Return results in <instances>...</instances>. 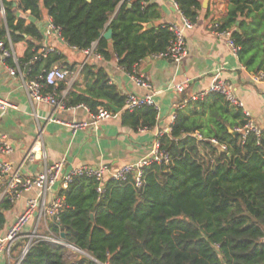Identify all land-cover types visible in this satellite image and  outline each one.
I'll list each match as a JSON object with an SVG mask.
<instances>
[{"label":"trees","instance_id":"trees-1","mask_svg":"<svg viewBox=\"0 0 264 264\" xmlns=\"http://www.w3.org/2000/svg\"><path fill=\"white\" fill-rule=\"evenodd\" d=\"M1 2L3 47L26 45L16 62L11 56L3 59L27 80L54 66L75 70L74 62H62L61 53H37L43 36L35 22L44 17L59 28L69 47L84 51L95 43V54L106 60L115 55L128 73L142 59L164 51L171 38L166 26L142 30L158 13L148 0ZM174 3L183 16L196 21L201 0ZM260 3L209 0L206 8L210 29L229 32L240 61L255 73L264 72V26L252 18ZM19 14L34 21L26 23ZM107 29L110 42L101 36ZM82 74L85 90L73 85L62 96L67 86L63 80L56 87L42 81V92H54L66 107L83 104L92 113L100 106L114 113V106L121 110L123 123L134 128L153 125L156 110L123 109L125 95L108 82L101 67L86 63ZM178 101L185 105L175 109L169 132L159 137L169 162L143 167L140 186L128 175L124 181L107 179L98 192L93 178H73L57 191L62 205L49 229L59 236L63 232V241L80 252L71 257L65 245L36 240L19 264H264V129L259 134L238 132L247 122L242 109L218 93ZM11 205L7 199L0 201V228Z\"/></svg>","mask_w":264,"mask_h":264},{"label":"crops","instance_id":"crops-1","mask_svg":"<svg viewBox=\"0 0 264 264\" xmlns=\"http://www.w3.org/2000/svg\"><path fill=\"white\" fill-rule=\"evenodd\" d=\"M148 1L157 5L158 13L142 24V30L179 21V12L174 0ZM260 2L259 7L253 9L252 18L260 21L264 26V0ZM208 5L209 0H201V9L198 11L196 21L191 28L186 29V54L180 61L175 62L167 57L152 55L135 65L133 69L135 75L146 76L151 84V90L137 86L128 72L118 65L115 55L106 60L95 54V43L89 49L90 52L86 54L84 51L69 47L55 30L50 29L47 26L49 17L36 21L35 24L43 36L39 41L37 53H40L42 48L51 46L53 51L64 56L62 62L75 63V70L70 72L65 79L67 86L62 91V96L67 94L73 85L80 90L86 89L82 66L87 63L101 67L108 82L115 85L122 95L134 93L142 96L153 93L157 109L152 107L156 110V116L153 125L134 128L123 123L122 113L119 110L111 117L89 125L85 130L73 133L67 127L47 120V118L52 117L68 122L90 121L91 112L81 104L66 109H55L45 102L31 101L24 88L21 75L19 73L10 74L8 65L0 56V96L16 105V109H9L0 114V135H3L12 147V151L4 156V159L14 166L20 165L25 153L34 144L38 133L37 126L40 124L41 142L34 145L35 160L26 162L22 166L24 176H31L42 170L46 164L59 160H64L65 171L79 164H105L114 168L136 162L148 152L157 134L162 135L169 132L172 115L176 106L181 103L178 100L182 98L188 100L191 96L203 92L216 74L232 85L235 95L243 104L242 108L250 113L255 126L263 130L264 83L252 82L251 76L255 72L248 70L240 61L237 55L238 50H232L228 42L231 40L230 33L228 32V35L219 34L210 29L209 16H206ZM19 15L26 18V23L34 21L27 14ZM239 18L242 20L245 17L239 16ZM245 22H251V18H246ZM2 24H4V16L0 13V25ZM260 33L264 37V28H260ZM10 47L15 62L16 59L24 56L26 45L23 42L10 44ZM183 81H186V84L182 92H176L171 88L173 84ZM181 104L185 105V101ZM143 106L148 105L140 107ZM58 190V186H55L53 193H47L45 201L48 203L50 197ZM36 193L37 189L24 191L4 212L5 222L0 228L1 245L5 243L4 237L9 226L24 209L26 200L35 196ZM50 223L51 219L39 218L38 211L35 212L25 226L21 238L9 250H6L5 245L0 251V264H19L21 249L29 238L28 235L33 231L37 234H46L50 231ZM20 245H23L22 248Z\"/></svg>","mask_w":264,"mask_h":264},{"label":"built area","instance_id":"built-area-1","mask_svg":"<svg viewBox=\"0 0 264 264\" xmlns=\"http://www.w3.org/2000/svg\"><path fill=\"white\" fill-rule=\"evenodd\" d=\"M176 5V4H175ZM178 9V8H177ZM179 12V21L178 22H168L164 26L167 27L171 33V38L169 40L168 46L166 49L156 56L158 57H167L171 60L177 62L186 54V42H185V31L188 28H191L193 23L185 16ZM0 13L4 16V7L0 0ZM47 26L55 30L59 35V28L54 26L51 20H48ZM219 34H226L228 32H215ZM232 47L233 51H237L238 48L233 44L232 40L228 41ZM53 48L51 46L44 47L41 49L40 53L42 56H46L48 53L52 52ZM87 54L90 51L84 50ZM0 56L4 57H14L11 49H5L3 47L2 41H0ZM99 56V55H98ZM14 60V59H13ZM15 61V60H14ZM10 74L19 73L24 80V88L28 95V98L31 101L35 102H45L53 108L66 109L67 107L63 101L58 100L54 92L43 93L42 92V81L48 85L54 87L60 81H63L69 75V71L61 69L59 67H52L49 70L44 72V75H39L33 78L32 80H27L24 78L22 71L17 68H12L7 66ZM135 84L139 87H142L147 90H151V84L148 78L144 75H135L134 70L132 73H128ZM252 82L254 83H264V72H257L252 74ZM186 81L181 83H176L171 86L172 89L176 92H182L185 88ZM209 93H218L223 96L224 100L229 104L239 107L242 109L244 116L247 119L246 124L242 128H238L237 131H242L244 133L248 131H253L256 134L260 133V129L255 126L250 118V113L243 109L242 102L235 95L232 85L222 80L216 74L208 87L198 95L191 96V99H196L199 96L207 95ZM153 93L138 96L134 93H127L125 95V101L123 109L134 110L142 105L153 106L157 109V104L153 99ZM86 109L85 105L81 104ZM176 106V105H175ZM183 104H178L177 108H182ZM9 109H16V105L6 98L0 96V114H3ZM113 113L107 110L104 107H98L95 113L90 114V121H60L56 118L49 117L47 120L56 122L62 126L67 127L73 133L76 131L85 130L87 126L94 125L98 121L107 119L111 117ZM175 114L172 115V122L174 120ZM37 136L32 147L25 153L22 162L18 166L12 165L11 162L4 159V156L8 155L12 151L11 144L7 139L0 135V201L7 199L10 203H13L17 200L24 191H29L31 189H37V193L33 197H29L26 202L22 212L15 218L13 223L9 226L7 233L4 237V245L0 244V251L4 249L6 245V250H9L10 247L22 236V232L33 217L35 212L38 211V217L44 219L56 220L58 209L62 205V197L58 194H54L50 197L49 202L45 201V196L47 193H53L55 186L58 188H66L67 185L73 180V178L78 176H86L93 178L97 182V191L100 192L103 187L104 182L107 179H112L116 181L126 180L128 175H132L135 181V186L141 185V176L143 167L148 166L149 164L155 163H167L169 162L168 154L160 149L159 137L161 134H157L155 139L150 145V148L146 154L139 158L136 162L127 163L118 167L110 168L105 164L91 165V164H79L72 166L70 169L65 171L64 160H59L46 164L44 168L31 176H24L22 173V166L26 162L34 161L35 159V146L41 142V125L37 126ZM213 143H216L212 140ZM35 145V146H34ZM221 148L224 150L225 146L221 145ZM35 151V152H34ZM28 239L21 249V258L26 253L31 242L36 240H45L53 243H59L65 245L68 248H71L78 252V249L70 244H66L59 235L55 234L53 231H47L46 234H37L35 231L28 235ZM20 258V259H21Z\"/></svg>","mask_w":264,"mask_h":264},{"label":"water","instance_id":"water-1","mask_svg":"<svg viewBox=\"0 0 264 264\" xmlns=\"http://www.w3.org/2000/svg\"><path fill=\"white\" fill-rule=\"evenodd\" d=\"M101 36L104 37L105 39L109 40L110 37H111V30L110 29H107V30L102 31L101 32ZM111 108H112V110L114 112H118L119 111V109L116 108V107H114V106H111ZM233 133L236 134V132H233ZM91 219H92V217H91ZM60 238L61 239H64V233L63 232L60 233ZM78 252H80V251L78 250Z\"/></svg>","mask_w":264,"mask_h":264},{"label":"rangeland","instance_id":"rangeland-1","mask_svg":"<svg viewBox=\"0 0 264 264\" xmlns=\"http://www.w3.org/2000/svg\"><path fill=\"white\" fill-rule=\"evenodd\" d=\"M67 253H68V256L72 257V256H74V254L76 255L78 252L67 247Z\"/></svg>","mask_w":264,"mask_h":264}]
</instances>
